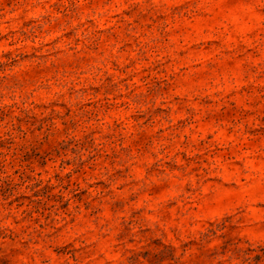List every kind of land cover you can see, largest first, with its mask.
Segmentation results:
<instances>
[{
  "label": "rangeland",
  "instance_id": "rangeland-1",
  "mask_svg": "<svg viewBox=\"0 0 264 264\" xmlns=\"http://www.w3.org/2000/svg\"><path fill=\"white\" fill-rule=\"evenodd\" d=\"M90 257L264 264V0H0V264Z\"/></svg>",
  "mask_w": 264,
  "mask_h": 264
},
{
  "label": "clouds",
  "instance_id": "clouds-1",
  "mask_svg": "<svg viewBox=\"0 0 264 264\" xmlns=\"http://www.w3.org/2000/svg\"><path fill=\"white\" fill-rule=\"evenodd\" d=\"M90 262H92V264H98V261L95 259V257H90L89 261H85V264H90Z\"/></svg>",
  "mask_w": 264,
  "mask_h": 264
}]
</instances>
